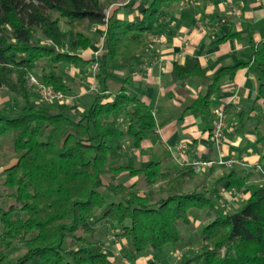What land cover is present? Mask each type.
<instances>
[{
    "label": "trees",
    "instance_id": "trees-1",
    "mask_svg": "<svg viewBox=\"0 0 264 264\" xmlns=\"http://www.w3.org/2000/svg\"><path fill=\"white\" fill-rule=\"evenodd\" d=\"M114 1L0 0V92L9 95V104H0V137L9 136L13 155L0 171V264H112L95 240L99 221L107 232L118 229L111 234L124 240L121 254L134 264L143 252L176 246L180 226L191 223L194 210L204 214L201 237L209 248L184 253L180 264H264V183L251 188L236 211L222 213L209 196L218 187L185 188L196 176L192 165L170 170L161 161L124 160L125 150L139 148L154 132L155 118L113 71L129 64L151 35L164 32L160 20L183 0H145L134 20L118 18L117 6L106 16ZM93 26L101 28L102 52L85 58L93 43L86 31ZM251 46L254 70L261 75L258 99L264 96V41ZM92 64L98 89L85 96L81 112L76 102L42 103L27 81L35 71L38 81L70 94L62 67L82 70ZM245 65L206 76L188 58L173 64L171 77L201 78L206 90L189 109L211 116L216 84L233 79ZM222 109L232 114L235 106ZM236 118L243 126L249 117L240 109ZM256 140L264 173V130H257ZM232 167L220 181L227 189H242L249 173L240 175ZM103 191L115 200H107ZM14 248L20 252L11 257Z\"/></svg>",
    "mask_w": 264,
    "mask_h": 264
},
{
    "label": "crops",
    "instance_id": "crops-1",
    "mask_svg": "<svg viewBox=\"0 0 264 264\" xmlns=\"http://www.w3.org/2000/svg\"><path fill=\"white\" fill-rule=\"evenodd\" d=\"M144 1L136 0L133 5L119 9L117 17L138 19L136 7ZM263 1L198 0L193 6L170 9L169 14L160 20L165 22L164 32L159 36L151 35L145 48L131 57L129 64L114 69L115 75L126 79V89L151 107L155 118V130L150 137L143 140L139 148L125 150L126 162L145 164L161 161L165 168L175 170L183 166L180 162L215 159L221 155L236 159L237 163L232 168L240 175L249 173L245 186L236 189L238 193L224 187L223 180L220 181L224 171L220 166L203 170L201 176L207 178L206 184L214 183L211 188L219 187L217 197L222 201L226 198L232 201L235 196L247 199L251 188L263 185L264 173L258 167L260 145L256 132L264 130V96L257 99L261 75L254 70L251 46L264 41ZM90 31L96 37L102 34L100 27L93 26ZM101 52L102 43L94 42L83 57L89 58ZM188 58H194L206 76H212L224 66L246 64L237 70L233 79L224 77L216 84L210 96L211 116L194 115L189 109L192 101L206 90L201 78L174 81L171 77L173 64H184ZM75 75L90 82L89 75H81L80 72H75ZM77 87L81 90L78 97L87 95L82 85ZM8 98L6 92L1 94L0 104ZM77 104L81 112L80 101ZM226 104L235 106V111L226 114L224 141L217 150L210 135L213 112ZM240 109L249 117L243 126L236 118ZM182 141L188 142V148L179 152L177 146ZM234 203L238 206L236 202L232 205Z\"/></svg>",
    "mask_w": 264,
    "mask_h": 264
},
{
    "label": "rangeland",
    "instance_id": "rangeland-1",
    "mask_svg": "<svg viewBox=\"0 0 264 264\" xmlns=\"http://www.w3.org/2000/svg\"><path fill=\"white\" fill-rule=\"evenodd\" d=\"M134 1H136V0H115L114 3H112L105 10V15L109 16L112 12L111 9L113 7L117 6L120 9L125 8L127 6L129 7L130 5H133L132 3ZM197 1L198 0H192L191 4H186L185 2H179V3L176 2V3H173L171 6H169L168 10H170V9L173 10V9L177 8V6H179L181 8L193 6ZM261 5L262 6L264 5V1L261 2ZM86 32L90 37H92L93 43L94 42H98V43L100 42V44H101L103 42V35L102 34L100 37L99 36L96 37V36H93L92 31H90V29L87 30ZM92 65H94V64H92ZM92 65H90L89 68H85L82 70L76 69L72 66H63L62 67L64 75L67 79V83L72 88V93H70L69 95H72L73 98L70 99L67 103H69V104L72 102L77 103L78 101H80V103H82V102L87 103L88 100L85 98V96L90 95V94L97 91V89H98L97 84L98 83L94 79V77H95L94 75L97 71V68H96V70H93ZM34 72L35 71H32L33 74H35ZM75 72L76 73L80 72L81 75L83 74L85 76L89 75L90 82L87 83V78H85V77H84V79H82V77H80V76L75 77L76 76ZM32 73H30V74L33 75ZM77 75H79V74H77ZM81 80H84L83 81L84 83L81 82ZM77 85H82L83 89L87 92V95H83V96L78 97L77 96V95H79L78 92L81 90H79ZM2 92L5 93V91H2ZM2 92H0V95L4 94ZM7 104H9L8 100L5 101V105H7ZM177 113H179V110H177ZM8 137L9 136H7V135L4 137H0V171H2V169L5 166H7L10 162L13 161V155H12V151L10 149V143H9ZM180 163L182 165H184L182 162H180ZM220 167L224 171V170L230 169L232 166L231 167L220 166ZM206 168L207 167L195 169L196 176L192 180H190L186 183L185 188L186 189H198V190H210V188L212 186H214V183L208 182L206 184L207 178H203V176H201L203 170ZM209 185H210V187H208ZM216 188H217V186H216ZM231 191L236 192L237 190L232 188ZM102 193H103V195H105L107 200H115V197L112 196V194H110L109 192L103 191ZM238 193H236L237 196H238ZM209 196L212 199V201L216 207V210H218L219 212H222V213H232V212L236 211L240 206H242L246 202V199L241 200V196L238 198L235 196L236 200H235V198H232V201H231V199H229L230 201L226 200L227 198L225 199V201L224 200L222 201L219 197H217V194H213V193H209ZM237 201H240V202L237 203ZM233 202H236V204L238 206H235V203H234V205H232ZM192 215H193L192 221L189 225H181L180 226L182 239L180 240V242L176 246L165 245V246L160 247L159 249L149 250V251L143 252L135 261H133L134 264H147L149 262H154L156 264H180L182 255H184V253L185 254H186V252L187 253H189V252L195 253L198 251L207 250L209 248V245L206 244L202 240V237H201L202 228H203V225L205 223L204 214L200 211L194 210V211H192ZM212 218H214V217H211V219ZM97 228L100 229V232L95 237V240L103 245L104 250L108 254L109 261H111L112 264H128L126 259L121 254L122 248L124 247V240L111 234V233L116 234L117 233L116 230H118V229L110 230L107 232L103 221L98 222ZM107 233H109V234H107ZM18 252H20V250L18 248H14L10 252V256L14 257V256H16V254H18ZM182 252H183V254H182ZM10 261L13 262L14 260H10Z\"/></svg>",
    "mask_w": 264,
    "mask_h": 264
},
{
    "label": "built area",
    "instance_id": "built-area-1",
    "mask_svg": "<svg viewBox=\"0 0 264 264\" xmlns=\"http://www.w3.org/2000/svg\"><path fill=\"white\" fill-rule=\"evenodd\" d=\"M186 4H191L192 0H187ZM93 70H96L97 66L92 65ZM28 82L31 86H33L35 92L38 94L40 101L45 104L57 102V103H67L70 99H72V95L65 94L61 91H57L49 85H46L40 81H38L33 75H28ZM214 120L212 122L210 128V135L212 137L213 143L215 144L217 150L220 149L224 141V133L227 126V115L223 111L222 108H217L213 112ZM188 143L182 141L178 144L177 150L182 152L183 150L188 148ZM237 163L236 159L229 157L223 158L221 155H218L215 159H195L190 162L184 161V165H192L195 169H199L202 167L210 168L212 166H225L231 167L233 164Z\"/></svg>",
    "mask_w": 264,
    "mask_h": 264
}]
</instances>
